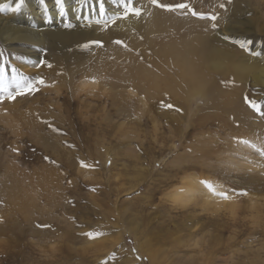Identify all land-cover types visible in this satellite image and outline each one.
Segmentation results:
<instances>
[{"label":"rangeland","instance_id":"374dc122","mask_svg":"<svg viewBox=\"0 0 264 264\" xmlns=\"http://www.w3.org/2000/svg\"><path fill=\"white\" fill-rule=\"evenodd\" d=\"M17 2L4 0L11 7ZM46 2L55 6L54 0ZM159 2L187 3L205 17L161 9L150 0H133L141 15L115 23L112 17L123 11L121 0H105L104 16H97L88 0L83 16L72 15L69 8L67 17L57 14L44 24L36 21L41 14L36 11L43 10L40 0H25L20 11L0 14V62L6 60L7 67L3 87L15 88L13 67L18 79L45 80L39 92L0 104V264H151L152 252L157 253L156 264H225L239 258L237 251L247 245L225 249L209 238L210 227L199 232L200 221L190 231L177 222L183 210L207 213L217 206L205 205L212 209L207 212L195 207L202 198H187L182 189L187 176L212 184L224 176L240 180L232 174L235 161L230 157L242 152L261 164L252 172L264 176V156L257 151L264 148V72L247 67L264 66V0ZM151 11L163 24L185 31L182 39L198 35L210 40L212 58L203 66L228 107H209L201 87H192L183 100L170 101L161 97L162 88L151 96L130 77V83L115 81L117 74L146 63L148 48L131 43L132 38L143 41L149 33L155 44L167 36V31L151 28ZM209 13L217 16L215 22L207 18ZM66 21L73 27L65 28ZM90 40L103 41V46L84 47ZM244 40L250 45L241 48ZM148 51L158 56L153 47ZM40 58L52 67H36ZM193 164H223L228 174L187 168ZM179 191L184 201L175 199ZM43 224L50 227H38ZM87 232L103 235L90 239L82 235ZM252 240V247L263 249L264 259V236L255 234Z\"/></svg>","mask_w":264,"mask_h":264},{"label":"bare ground","instance_id":"6f19581e","mask_svg":"<svg viewBox=\"0 0 264 264\" xmlns=\"http://www.w3.org/2000/svg\"><path fill=\"white\" fill-rule=\"evenodd\" d=\"M0 4H4V0H0ZM47 6H50L47 14L51 16H55L58 14L56 7L51 5L50 2L47 3ZM66 7L67 9L69 8L71 9L70 13H73L72 15H75L74 9L77 7L76 4H69V2H66ZM42 9L44 10L43 7ZM43 10L36 11V13H41L39 14L40 16H36L38 19L36 21L39 24L41 23L44 24L45 22H47V19H45L46 13ZM2 13L3 12H0L1 16ZM150 13H153L152 14L153 18L151 19V23L155 22L151 26V28L156 30L158 29L164 30V32L167 31L168 32L167 36H164L159 43H155V44L152 43L149 33L146 35V37H144L143 41L138 39L136 41L132 38L130 40L131 43L137 45L142 44L148 48L145 49V53L143 55L144 57L145 54L147 53V58L145 61L146 63L137 64L135 67L129 68L127 72L122 75L117 74V76L120 79L118 80L116 79L115 81H119L120 83L128 82L129 81L128 78L130 77L133 85L139 91L144 92L148 95L154 94L157 92V89L162 88L163 91L160 90L161 97L170 101L174 99L183 100L184 98H186L189 92L192 91L191 90L192 87H199V88L201 87L203 90L202 92L203 94L204 92L205 94L208 93V95L206 96L208 99L207 103L209 107L224 108L225 104L228 107L226 100L217 96L218 95L216 90L217 83L215 80H212V78L214 79V77H212V74L209 73L211 71L209 72L205 71L203 66L206 61L212 58L211 57L212 50L207 46L210 43V40L208 38L206 39L199 38L197 37L198 35L194 37L187 36V38L182 39L185 31H178L177 26L171 22L168 24H163L160 21L159 17L155 16L154 12L151 11ZM188 29L190 32L192 28L190 29L189 27ZM172 32H174L173 35L171 34ZM168 34H171L172 36ZM174 35H177V41L174 39L175 38ZM150 47L154 48V50L156 51L155 53H157L158 56H156L155 54H152L150 56L151 51L150 52L148 51ZM159 57L161 58L162 61L170 64L171 69L165 70L162 67V65H160L161 63H159V61L157 60L159 59ZM247 67L248 69H252V68L255 69V67L258 69L260 68V70H262L260 72H264L263 65L259 67L256 64H251L248 65ZM114 77H115L114 75H111V78ZM227 85H231V84H229L228 82ZM219 87L223 88L220 85ZM196 91H199L198 88ZM233 157H236L238 159ZM230 158H232L233 161H235L233 165L232 162L230 161L231 165L234 167L233 169L231 168L233 170L232 174L237 175L240 178V180L237 179L235 180V178H233L234 179L233 180L230 179L229 177L227 178V176H224L228 174L226 171L228 169H225V167L222 166L223 164L221 165L222 167L219 165H212V166L210 165L208 167H203L200 165L196 167L194 166L195 164H193V166L187 167L189 169L193 167L194 170L200 169L203 173H206L208 171V172H212L216 176H224L222 177L224 181H218L217 183H215L216 180H214L212 182L215 183L213 185L215 186L217 191H227L231 199L225 200L219 196L214 195L205 185V183H203L204 181L207 180H204L200 177L203 180L202 181L200 179L198 180L197 178H195V176L192 177L187 176L186 181L183 184L184 187H182V189H185L187 191L186 193L187 198L191 199V197L197 195L199 198L200 196L202 198V200L199 199L198 201H196L197 199H194V201L197 202L196 204L194 203L195 207L199 205L203 211L207 212V210L211 208H207L205 205L210 204L213 206L214 204H217V206L214 205L216 206V209H214L212 212L210 211L207 213H197L195 211L196 208H192L191 210L187 209L189 211L183 210L180 212L182 218L181 220H179V222H177V226L178 225L182 226L186 228L188 231H190L189 228L191 227V225L194 228L196 227V223L200 221L199 228L197 227L199 229V232L202 233L203 230H206L207 228L210 227V230L212 231L211 234L209 235V238L213 241H216L217 244L221 243L226 245L224 246L225 249H227L229 246H233L236 244H240V245L247 244L245 246L246 248L242 247L237 251L236 253L237 255L235 254L239 258L236 257L237 259H234L235 258L234 257L225 261L226 263L228 262V264H264V262H260V260L264 261V259H262L263 256L261 254V251L263 249L262 250L260 248L255 249V247H252L253 245L252 238L255 237V234L264 236V195H262L264 193L261 194L259 193L261 191L264 192V176L260 172H257V174L252 172L253 171L252 169L260 168L261 164L257 162L250 153L242 152L240 153V155L233 154ZM218 161L217 163L221 162ZM221 163L225 164V162L223 161ZM179 167L180 169H187L184 168V166L183 168L182 166ZM205 178L208 177L206 176ZM208 182H210V180ZM244 191H249L250 193H248L247 195L239 194V193H243ZM175 195H176L175 199L177 200L179 199L180 201L185 200L181 198L183 196L181 191L176 192ZM179 205L180 204H178V206ZM183 205L185 207V204ZM183 205L181 207H183ZM223 205L229 208L228 210L226 209L227 212H225L226 210L222 212L221 208ZM242 212H247L248 215H242ZM189 221L190 224H188ZM137 231L138 230H136V232ZM131 232L133 234L135 233L134 230L133 231L131 230ZM142 232L145 233V231ZM194 232L193 231L192 233L189 232L190 234L188 235L194 234ZM226 233L227 234L229 233L227 237H225ZM252 248H254L253 249L254 251L252 250ZM250 250H252L253 256L249 254L251 253ZM241 254H244L245 258L240 257ZM250 255L252 257H249ZM149 259L151 261L150 262L151 264H156L155 260L157 259V253L156 252L150 253Z\"/></svg>","mask_w":264,"mask_h":264},{"label":"snow or ice","instance_id":"6c2138e0","mask_svg":"<svg viewBox=\"0 0 264 264\" xmlns=\"http://www.w3.org/2000/svg\"><path fill=\"white\" fill-rule=\"evenodd\" d=\"M76 4V8L74 9L75 12L80 13L81 16H83V11H84V5L88 3V0H74ZM25 3V0H18V2L15 4V7H11L10 5L7 4H0V12H6V11H12V12H18L20 11L22 5ZM55 7L57 9L58 15L61 18L67 17L69 15V11L66 7V0H54ZM150 3L153 6L159 7L161 9H165L168 11H176V10H181L184 14H187V12H191V15L193 16H200L201 18L205 17L204 13H198L194 9L189 8V5L187 3H177V4H164L160 3L159 0H150ZM121 4L123 5V11L122 13L118 14L117 16L112 17V22L115 23L117 19L120 18H127L130 15H135L139 17L142 12L141 7H135L133 6V0H121ZM40 5L44 8L45 10V19L51 21L53 18L51 15L47 14L48 13V6L46 3V0H40ZM94 7V11L97 16H104L106 14V8H105V0H92V4L89 5L90 8ZM221 7H224V5H221ZM207 18L211 19L213 22L217 20L216 15H212L209 13L207 15ZM73 25L71 24L70 21L65 22V28H72ZM107 27V25H105ZM218 25L216 23L212 24V28L216 29ZM225 40L229 39V37L225 36ZM115 44L117 45H123L124 47H127L126 44L122 40H116L114 41ZM250 42L247 40L241 41L240 42V47L245 48L246 46H249ZM84 47H91V46H103V41L100 40H90L87 44L83 45ZM254 55H261V53H253ZM0 57H4V52L2 49H0ZM41 66H47L49 68L52 67V65L47 62L45 59L40 58L38 64L36 67H41ZM12 71V83L15 84L14 89H8L3 87V82H4V77L7 73V67H6V60L5 62H0V92L5 93L4 95H0V104H2L5 100H10V101H15L17 97H24L27 95H33L37 92L40 91L39 86H44L45 85V80L43 77H38L37 79L34 80H27L25 79H18L16 76V68L13 67L11 69ZM247 99V98H246ZM250 107L255 109L258 113L260 112L259 106L252 101H248ZM168 107H171V105H168ZM262 116H264V113H261ZM45 123H48L45 121ZM49 127H52L51 124H49ZM53 131H60L57 128H53ZM244 143H249L248 141H244ZM16 151H19L18 149ZM257 151L260 153L261 156H264V148L257 149ZM45 160H48V157H44ZM109 163H111L109 161ZM82 166L84 167H90V165H86L81 162ZM205 185L209 188V190L216 196L221 197L222 199L228 200L231 199L227 191H217L215 186L211 184L208 181H204ZM242 195H247L246 192L239 193ZM38 227L41 228H48L50 225H38ZM82 235L87 236L90 239H95L96 237L103 235V233L100 232H87V233H82Z\"/></svg>","mask_w":264,"mask_h":264}]
</instances>
